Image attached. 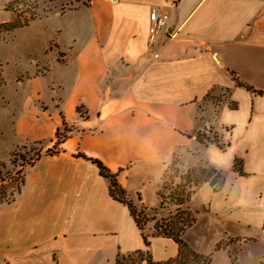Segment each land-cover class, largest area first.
<instances>
[{
  "label": "crops",
  "instance_id": "0c3cea01",
  "mask_svg": "<svg viewBox=\"0 0 264 264\" xmlns=\"http://www.w3.org/2000/svg\"><path fill=\"white\" fill-rule=\"evenodd\" d=\"M92 2L66 10L93 12L86 36L65 49L48 43L44 59L30 61L40 71L16 82L12 143L46 150L62 123L71 132L56 156L19 166V191L0 203V264H114L143 247L127 208L78 154L150 208L166 160L177 157L185 168L201 160L222 180L214 190L209 182L196 188L189 205L203 208L197 217L208 231L193 237L195 217L183 241L202 256L211 245L217 264H264V0ZM151 8L167 15L155 35ZM218 91L227 99L210 98ZM207 130L216 142L198 140ZM150 249L158 262L177 254L162 237L150 238Z\"/></svg>",
  "mask_w": 264,
  "mask_h": 264
},
{
  "label": "rangeland",
  "instance_id": "374dc122",
  "mask_svg": "<svg viewBox=\"0 0 264 264\" xmlns=\"http://www.w3.org/2000/svg\"><path fill=\"white\" fill-rule=\"evenodd\" d=\"M79 1L81 0H0V132H5L0 134V203L11 202L19 191L21 182L19 166L32 164L42 156H56L59 152L58 146L55 144L43 150L42 143H17V141L12 143V136L7 135V121L8 118L11 121L12 113L14 112L13 104L18 101L19 93L22 90L16 89V82L19 80L24 82L25 76L29 77V75L40 71L38 67H32L30 61L36 57L44 59L41 51L46 48L48 43L50 49L56 43L61 44L62 48L65 49L70 45L72 37L84 38L86 36L88 31L86 24H89V19L93 12L91 10L88 11L83 6L76 10L66 11L72 8L74 2ZM97 1L93 0L92 3L95 5ZM23 21L25 26L10 30L12 22L22 23ZM115 30L117 28L114 29V32ZM15 91L16 93H14ZM210 98L224 101L227 99V94L218 91L215 96ZM6 103L10 105L7 106ZM8 115L10 116L8 117ZM63 133L61 132L60 134L63 135ZM198 137L201 140L206 139L216 142V136L210 130L199 133ZM178 164H180L179 159L173 156L172 161L166 160L163 164L159 186L156 191L159 193V196H156L158 203L155 207L150 208L146 205L144 207L140 205L141 202L132 201L138 209H143L142 215L144 218L140 219L142 223L140 236L145 235L149 248L143 244V247L139 250L120 254L119 256L126 257L125 261L122 262L123 264H145L144 261L139 262L140 258L137 252L144 253L148 249L151 254L150 238H155L151 236L153 234V223L155 221L167 222L175 215L176 208H178L179 212L186 209L192 217L199 219L200 222L197 227L191 232L194 238L196 234H199L198 232L208 231L207 229L203 230V227L208 228L207 221L204 223L201 216L197 217V214L204 213L202 212L203 208L189 205L196 188L191 181L189 183L185 182L186 176H198L199 171H207L208 166L201 160H198L193 168L180 167ZM209 178H216L215 173H211ZM190 191H193V194L190 195L188 202L181 206L175 204V195L185 198ZM140 192L144 198H146L147 194L152 195V191L148 190V184H145L144 189ZM146 202L152 205L154 199L148 197ZM203 232L199 235H202ZM185 239L188 241L187 238ZM247 246L248 249L250 247H261L259 244H247ZM160 249L161 246L156 245L155 250L159 252ZM198 249L202 250L201 248ZM204 250L203 256L209 259V264H217L220 261L218 254L216 255L214 251H211V245ZM244 251L246 253L245 249ZM151 259L154 262H158L156 258L153 259L152 254Z\"/></svg>",
  "mask_w": 264,
  "mask_h": 264
},
{
  "label": "trees",
  "instance_id": "16d2710c",
  "mask_svg": "<svg viewBox=\"0 0 264 264\" xmlns=\"http://www.w3.org/2000/svg\"><path fill=\"white\" fill-rule=\"evenodd\" d=\"M24 23H25L24 21L22 23L12 22L10 24V30L17 27H23L25 26ZM76 113L80 117L83 116L82 114L84 113V111H82V106L76 107ZM61 132H64L63 135L60 134ZM70 132L71 129L67 128L65 123H62V128L57 129L54 134L53 144L58 146L59 149V145L68 137ZM197 138L198 140H201L199 139V137ZM76 157L81 158L84 161L94 165V167L97 169L98 175L108 181V187H107L108 196L112 200L124 205L127 208L128 213L132 218V220L134 221L136 228L139 231H142V223L140 219L144 218V216L142 215L143 209H138L129 199L125 190L121 188L119 184L116 182V175L110 173V171L106 167H104L99 161L95 159L86 158L80 154L76 155ZM211 173H215L216 178L210 179L209 175ZM198 174H199L198 176H193V175L186 176L185 182L189 183L191 181L194 184L195 188H198L203 183L209 182V185L214 190L215 184L217 182L221 183L222 180L221 175L210 167H208L207 171L200 170ZM191 194H193V191H190V193H188L185 196V198H180L177 195H175V201H176L175 204L181 206L185 202H188ZM156 195L158 197L159 193L157 192ZM185 210L186 209H183L179 212L178 208H176L175 215L172 218H170L167 222L163 223L161 221L159 222L155 221L152 226L153 234L151 236L170 239L177 246L176 256L174 258H169L163 262H154L151 259L150 251L146 249L144 253L137 252L140 258L139 262L144 261L145 264H209V259L207 257L195 253L193 250H191L188 247V245L182 239L185 230L188 229L195 221V218L192 217L187 210L186 211ZM142 241L144 246L149 248L145 235L142 236ZM125 258L126 257H122V256L116 257L114 264H123L122 262L125 261Z\"/></svg>",
  "mask_w": 264,
  "mask_h": 264
},
{
  "label": "built area",
  "instance_id": "2783aa9c",
  "mask_svg": "<svg viewBox=\"0 0 264 264\" xmlns=\"http://www.w3.org/2000/svg\"><path fill=\"white\" fill-rule=\"evenodd\" d=\"M148 20V32L150 35H155L163 28L167 20V15L166 13L159 11L157 8H151L148 15Z\"/></svg>",
  "mask_w": 264,
  "mask_h": 264
}]
</instances>
